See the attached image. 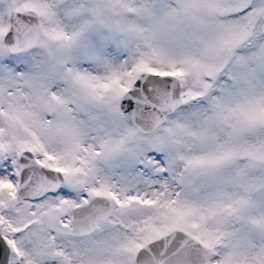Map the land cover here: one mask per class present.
Here are the masks:
<instances>
[{
    "label": "snow or ice",
    "instance_id": "6c2138e0",
    "mask_svg": "<svg viewBox=\"0 0 264 264\" xmlns=\"http://www.w3.org/2000/svg\"><path fill=\"white\" fill-rule=\"evenodd\" d=\"M0 264H264V0H0Z\"/></svg>",
    "mask_w": 264,
    "mask_h": 264
}]
</instances>
